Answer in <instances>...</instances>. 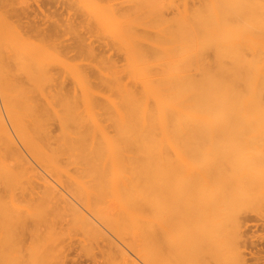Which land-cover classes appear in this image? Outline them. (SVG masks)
<instances>
[{
  "label": "bare ground",
  "instance_id": "6f19581e",
  "mask_svg": "<svg viewBox=\"0 0 264 264\" xmlns=\"http://www.w3.org/2000/svg\"><path fill=\"white\" fill-rule=\"evenodd\" d=\"M129 1L117 9L91 0L97 26L114 31L121 61L33 60L14 85L15 100L27 110L11 109L4 93L0 98V190L19 185L36 194L34 207L67 217L88 240L102 243L108 264L145 263L144 209L161 202L164 150L173 149L210 188H223L233 175L234 166L217 162L203 168L209 151L177 147L172 139L186 133L178 129L222 125L232 116L264 126L263 102L233 115L219 102L211 105L210 66L239 24L227 31L224 15L207 13L205 0ZM48 46L36 47L61 56Z\"/></svg>",
  "mask_w": 264,
  "mask_h": 264
},
{
  "label": "rangeland",
  "instance_id": "374dc122",
  "mask_svg": "<svg viewBox=\"0 0 264 264\" xmlns=\"http://www.w3.org/2000/svg\"><path fill=\"white\" fill-rule=\"evenodd\" d=\"M205 1L207 13L224 15L227 31L239 24L237 37L225 41L222 58L210 66L211 105L219 102L232 115L253 109L264 103V0ZM106 3L125 9L130 1ZM95 13L91 0H0V98L4 93L11 109L27 110L15 100L20 92L14 85L33 60L46 66L63 58L121 61L113 29L99 28ZM36 43L50 44L62 57ZM88 46L93 52L84 51ZM61 79L70 88L69 79ZM217 83L219 99L214 95ZM234 119L178 129L188 133L172 139L177 147L209 151L213 156L202 163L205 169L216 162L230 170L234 166L223 188L197 180L173 149L164 150L161 202L144 209V264H264V126ZM35 196L19 185L1 188L0 264H108L102 243L88 240L67 217L52 218L34 207Z\"/></svg>",
  "mask_w": 264,
  "mask_h": 264
}]
</instances>
